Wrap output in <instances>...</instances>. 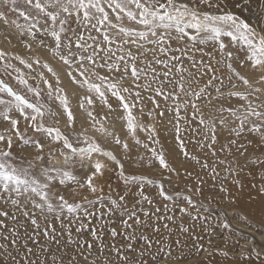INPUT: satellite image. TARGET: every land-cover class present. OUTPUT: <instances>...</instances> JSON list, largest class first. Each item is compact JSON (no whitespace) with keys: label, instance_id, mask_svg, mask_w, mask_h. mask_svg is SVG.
I'll list each match as a JSON object with an SVG mask.
<instances>
[{"label":"snow or ice","instance_id":"1","mask_svg":"<svg viewBox=\"0 0 264 264\" xmlns=\"http://www.w3.org/2000/svg\"><path fill=\"white\" fill-rule=\"evenodd\" d=\"M205 233L204 264H264V0H0V264H168Z\"/></svg>","mask_w":264,"mask_h":264},{"label":"rangeland","instance_id":"2","mask_svg":"<svg viewBox=\"0 0 264 264\" xmlns=\"http://www.w3.org/2000/svg\"><path fill=\"white\" fill-rule=\"evenodd\" d=\"M244 16H248V13L245 12ZM252 19L254 21L255 18L253 17ZM159 130H160V139H161V142L164 144L165 148L169 149V150L174 148L175 142L172 139V133L170 131H165L164 125H159ZM240 162L243 164L244 163L243 159H241ZM243 179L245 180L246 183H248L251 180V177H248L247 175H245L243 177ZM211 183L212 182L209 179V185H211ZM112 186H113V189L115 190L116 189L115 179H113V185ZM232 190H233V192L236 191L235 188H233ZM107 191H108V189L106 188L105 192H107ZM254 194L255 193L253 192V195ZM239 195H240L241 204L245 205L247 203V200H248V188H245L244 192L240 193ZM98 206L99 205H97V207ZM156 206L161 207V209L163 210V205L157 204ZM89 207H91V206H89ZM168 208L175 211L174 202H172V201L168 202ZM218 211H219V209H217L216 207H213V215L209 217V219L207 221L208 224L215 225V223H216L215 215ZM169 214H171V213H169ZM176 214L179 215V212H176ZM81 215H82V213H81ZM254 226L256 228L260 227L258 219L256 221H254ZM233 227L239 228L240 233H243L244 235L248 234V229L246 228V226L241 224L238 221H233ZM197 232H199V229H197ZM172 240L174 241L175 237H173ZM237 240L239 241V244L236 245L237 248L240 245H243L245 243V239L243 238V236H238L236 234H234L231 237V239L229 240V243L233 244ZM214 243L217 245H223L224 242L222 240H216V241H214ZM194 244L197 246L200 244L207 246V244H208L207 234L206 233L203 234V236L199 239H197L196 236L191 237L190 239L187 240V247H184L183 249L177 248V247H175V245H173V256H176L181 251H183L186 255V258L180 259V260H175V261L169 260L168 264H204V261L202 259L204 256V253H203V251H201L199 253V255H197L195 253V248L193 247ZM213 264H221V258L217 257L216 261H214ZM227 264H231V262L229 261V262H227Z\"/></svg>","mask_w":264,"mask_h":264}]
</instances>
